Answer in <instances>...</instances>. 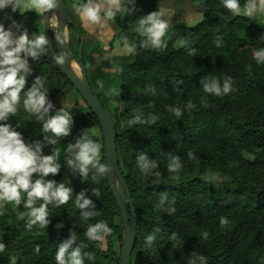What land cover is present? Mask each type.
<instances>
[{"label": "trees", "instance_id": "obj_1", "mask_svg": "<svg viewBox=\"0 0 264 264\" xmlns=\"http://www.w3.org/2000/svg\"><path fill=\"white\" fill-rule=\"evenodd\" d=\"M159 1L162 0H135L133 5L132 0H121L128 9L135 6V10L117 14L113 41L128 47L136 45V50L129 53L131 62L117 65L112 72L89 63L92 52L83 43V31L73 13L66 9L71 57L84 66L94 95L116 126L118 165L136 216L130 264H190L194 256L205 257L206 264H264V64H257L246 53L250 47L264 48V22L243 15L234 17L221 0H188L196 3L202 20L190 28L174 25L163 37L167 45L163 51L141 48L142 37L136 31L138 20L156 12ZM240 4L243 7L245 0ZM44 14L5 9L0 11V23L6 29L19 24L32 38L43 35L39 20ZM217 38L221 40L220 47L214 43ZM182 39L187 41V47L180 45ZM52 45L59 55L54 40ZM190 49H195L194 55H189ZM29 65L33 72L27 77L24 91L36 76H41L48 99L55 105L50 114L64 107L73 117L71 134L58 139L55 145L46 144L42 152L51 155L54 151L61 164L59 173L47 179L71 187L73 194L65 205H49L47 228L26 227L28 209L23 208V202L20 206L5 203L0 207V243L5 244L0 264H9L10 256L16 257V264H56L59 242L67 239L71 231L76 232L77 244L88 245L82 251L95 254L92 261L85 258V264H118L120 247L117 249L116 244L121 245L122 228L106 175L93 179L96 173L92 169L84 180L67 164V145L75 143L89 128L99 131L95 140L101 145L100 161L104 163L96 117L79 96L72 108L62 104L64 95L78 94L57 68L47 47L38 61L29 58ZM225 78L233 81L229 94L217 97L203 92L201 80L216 79L222 84ZM177 80L184 83L178 85ZM112 89L115 94L106 95ZM23 99L22 92L18 106H23ZM111 102L115 103L113 113L108 109ZM189 102L195 105L191 110L187 108ZM172 108L181 109L182 115L176 117ZM136 116L147 122L129 127L128 121ZM152 116L156 117L154 124L150 122ZM7 123L22 134L26 143H43V136L51 135L44 133L42 122L24 109L18 108ZM140 152L159 165L153 170L161 173L159 184L153 183L154 177L140 172L136 160ZM189 152L194 159H189ZM169 155L180 157L182 168L177 173L168 171ZM210 172L225 179L211 182L207 179ZM85 189L99 212L86 221L75 206V195ZM93 189L99 190V198L92 196ZM162 193L167 194L168 201L160 206ZM167 207H174L175 213H166ZM221 217L229 220L226 227L220 226ZM99 221L112 229L105 239L106 250L84 236L86 228ZM60 223L63 227L57 229ZM204 232L208 233L207 239L203 238ZM150 234L156 239L149 247L145 238ZM37 245L39 252L35 251Z\"/></svg>", "mask_w": 264, "mask_h": 264}, {"label": "clouds", "instance_id": "obj_2", "mask_svg": "<svg viewBox=\"0 0 264 264\" xmlns=\"http://www.w3.org/2000/svg\"><path fill=\"white\" fill-rule=\"evenodd\" d=\"M225 9L233 14L234 17L243 15L251 18L258 12H264V0H245L243 7L240 0H221ZM135 5V0H132ZM23 4V0H0V11L11 9L16 12ZM36 12H49L58 7V0H28L24 5ZM74 12L85 26L97 25L103 28L108 20H113L118 13L124 10H135V6L128 9L121 0H105L104 5L95 2V0H86L85 3L73 5ZM102 8H106L101 15ZM169 25L158 12H152L141 16L138 20L136 31L142 37L139 47L151 48L157 51H163L167 45L163 40ZM15 29V30H14ZM46 35H33L30 38L26 30H21V25L13 23L6 29L0 23V207L5 203H14L20 206L23 202V208L28 209L26 227L30 230L33 226L39 225L41 228H47L50 223L48 218V207H60L69 202L72 197L73 189L65 186L64 183H57L54 179L47 177L56 176L61 164L57 161L53 151L51 155H43V147L46 144L55 145L61 137H67L71 134L73 126V117L64 107L55 110L50 114L55 105L48 99V90L45 88L44 80L41 76H36L31 87L24 91L27 77L32 75L33 69L29 65V58L38 61L48 44ZM125 43L127 41L125 40ZM216 47L221 46V40L217 38L214 41ZM182 47H187V41H180ZM136 45L127 48L128 53H134ZM195 49L189 50V55H194ZM253 59L257 64H264V48L253 52ZM58 65L65 63L62 55L54 57ZM107 59V58H105ZM75 67V64L73 65ZM183 80H177L178 85H182ZM203 92L217 97L224 96L233 91V81L231 78H225L223 83L216 79L201 80ZM100 87H103L101 81H97ZM147 91H153L148 89ZM23 92V108L29 114L36 116V119L42 122V131L51 135H44L43 143L35 140L32 143H26L22 134L16 131L7 121L10 116H16L18 105L21 102V93ZM112 89L106 95L115 94ZM204 106L207 107L206 102ZM195 107L191 102L187 108L191 110ZM176 117L182 115L179 108L170 109ZM140 116H136L128 121L129 127L138 123H145ZM150 122L154 124L156 117L152 116ZM101 145L93 139L88 129L82 131L75 143H69L66 152L69 154L67 164L73 173L87 180L90 170L95 169L93 179H98L107 175L110 171L106 163L100 161ZM189 159H194L192 152L188 153ZM168 171L177 173L181 168L180 157L169 155ZM137 166L140 172L145 176L154 177L153 183L159 184L161 173L153 171L159 165L155 159H150L144 152L136 155ZM35 174V176H34ZM176 178V177H173ZM92 196L100 197L98 189L92 190ZM42 203L37 206V202ZM168 201L166 193H162L159 205L163 206ZM171 203H175L173 200ZM75 206L79 210L82 220H89L99 215L96 205L87 195V189L82 190L75 195ZM174 207L165 208L169 215L174 214ZM0 215H3L0 212ZM23 219L24 217H20ZM220 226L226 227L229 220L226 217L220 218ZM57 229L63 227V223L56 225ZM156 231H159L157 229ZM112 229L105 221H99L89 225L86 228L84 236L93 243H99L101 250H106L105 239L110 235ZM203 238H208V233L204 232ZM154 234L147 235L145 238L146 246H151L155 241ZM77 235L75 231L70 232L67 239L59 242L55 254L56 264H85V258L89 261L94 260L95 254L84 252L82 249L88 245L77 244ZM5 249V244L0 243V253ZM39 246L35 248L39 252ZM206 264L203 256H194L190 264ZM9 264H16V257H9Z\"/></svg>", "mask_w": 264, "mask_h": 264}, {"label": "water", "instance_id": "obj_3", "mask_svg": "<svg viewBox=\"0 0 264 264\" xmlns=\"http://www.w3.org/2000/svg\"><path fill=\"white\" fill-rule=\"evenodd\" d=\"M52 17L56 21L54 31L52 29ZM68 22L65 0H58V7L45 13L42 20L43 35H46L49 41L46 47L55 61L54 57L58 55L53 48L52 40L55 41L59 55L65 58V63L62 66L58 65L55 61L57 68L71 83L78 96L96 117L98 122L102 139L103 162L110 169L106 175L107 186L118 208L122 228V241L118 264H130L131 253L135 242L136 216L133 200L118 165L115 141L116 126L110 115L94 95L84 66L81 62H77L71 57L66 37ZM74 63L78 64L81 76L75 71L73 67Z\"/></svg>", "mask_w": 264, "mask_h": 264}, {"label": "rangeland", "instance_id": "obj_4", "mask_svg": "<svg viewBox=\"0 0 264 264\" xmlns=\"http://www.w3.org/2000/svg\"><path fill=\"white\" fill-rule=\"evenodd\" d=\"M28 3V0H23L22 6L18 9L20 12H36L35 10H32L28 7H25ZM158 14L167 21L169 27L167 29V32L174 26V25H182L185 27H194L196 26L201 20L202 16L200 13L196 10V3L188 0H162L157 3V10ZM40 13V12H38ZM263 15V16H262ZM251 19L259 22H264L262 19H264V12H258L256 15L251 17ZM43 20V19H42ZM42 20L40 21V24L42 25ZM52 29L55 30L56 21L55 18L52 17ZM110 24L112 26V33H108L107 30H104V32L99 33L100 29L93 28V34H96L100 36L102 40V45L99 41H97V37L95 38L92 36V41L94 44L92 47L90 46V49L87 48L88 51H91L92 53L89 56V63L94 66H100L101 68L107 70V71H113V69L120 65L121 63H129L131 62V58L129 57V53L127 52L128 46L126 44L120 43L119 40L113 41V36L117 31V28L115 27L114 19L110 20ZM166 32V35H167ZM108 33V35L106 34ZM166 35L164 36L166 38ZM70 33L68 30V27L66 29V37L67 40L69 39ZM88 39L84 36V39ZM106 40H109L108 42ZM179 44H175V47H178ZM88 47V46H87ZM257 51L253 47H250L248 50H246V53L253 58V52ZM107 58V59H105ZM75 64V63H74ZM73 64V65H74ZM75 71L81 76V71L78 66V64H75ZM116 84H118L119 76L116 75L115 77ZM114 80V82H115ZM78 95L74 94L73 92H70L67 95H64L61 99L62 104L66 107H74L75 103L77 101ZM115 103L111 102L108 109L110 113H113ZM19 109H24L23 106H17ZM88 131L90 132V135L93 137V139H97L99 137V131L94 128H89ZM207 179L211 182H217L219 180H224V176L217 172H210L207 175ZM106 244V241L104 242ZM121 244V243H120ZM120 245L116 244V248L118 249Z\"/></svg>", "mask_w": 264, "mask_h": 264}, {"label": "crops", "instance_id": "obj_5", "mask_svg": "<svg viewBox=\"0 0 264 264\" xmlns=\"http://www.w3.org/2000/svg\"><path fill=\"white\" fill-rule=\"evenodd\" d=\"M86 1L85 0H65V7L66 9H68V11L70 10L71 13H73V17L75 18V21L76 23L78 24V26L82 29L83 33H82V38L84 39V36L88 39H85L83 40L88 48L90 49V46L92 47V45L94 44L93 42L91 43L92 41V36L95 38V36L97 37V41H99L102 45V40L100 38V36L96 35V34H93V28L95 29H100L99 33L101 32H104V30H107L108 33H112V26L110 24V20H108L105 24V26L103 28L97 26V25H88V26H85L84 24H82V22L80 21V19L78 18V16L75 14L74 12V8H73V5H79V4H82V3H85ZM95 2H98V3H101L102 5H104L105 3V0H95ZM106 11V8H102V12H101V15H102V18H103V12ZM263 16V15H262ZM264 21V19H262ZM108 33H106L108 35ZM107 42L109 40H106Z\"/></svg>", "mask_w": 264, "mask_h": 264}, {"label": "bare ground", "instance_id": "obj_6", "mask_svg": "<svg viewBox=\"0 0 264 264\" xmlns=\"http://www.w3.org/2000/svg\"><path fill=\"white\" fill-rule=\"evenodd\" d=\"M74 68H76V67H74Z\"/></svg>", "mask_w": 264, "mask_h": 264}]
</instances>
